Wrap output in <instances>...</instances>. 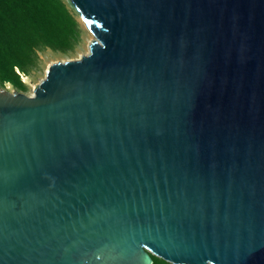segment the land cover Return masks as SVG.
Here are the masks:
<instances>
[{
	"label": "water",
	"instance_id": "water-1",
	"mask_svg": "<svg viewBox=\"0 0 264 264\" xmlns=\"http://www.w3.org/2000/svg\"><path fill=\"white\" fill-rule=\"evenodd\" d=\"M89 54L0 90V264H264V0H67Z\"/></svg>",
	"mask_w": 264,
	"mask_h": 264
},
{
	"label": "trees",
	"instance_id": "trees-1",
	"mask_svg": "<svg viewBox=\"0 0 264 264\" xmlns=\"http://www.w3.org/2000/svg\"><path fill=\"white\" fill-rule=\"evenodd\" d=\"M75 16L67 0H0V85L22 86L18 71L27 75L43 50H72L81 36Z\"/></svg>",
	"mask_w": 264,
	"mask_h": 264
},
{
	"label": "rangeland",
	"instance_id": "rangeland-1",
	"mask_svg": "<svg viewBox=\"0 0 264 264\" xmlns=\"http://www.w3.org/2000/svg\"><path fill=\"white\" fill-rule=\"evenodd\" d=\"M80 24L81 36L74 44L72 50L68 52H58L50 49L39 52V59L35 67H32L27 75H20V82L22 86H15L11 83L0 85V90H7L11 93L19 92L29 97L34 95V88L38 86L45 78L47 69L50 65L58 62H66L71 60H78L82 56L89 54V47L94 40L92 33L86 28L79 16H75ZM170 264V263H169Z\"/></svg>",
	"mask_w": 264,
	"mask_h": 264
},
{
	"label": "bare ground",
	"instance_id": "bare-ground-1",
	"mask_svg": "<svg viewBox=\"0 0 264 264\" xmlns=\"http://www.w3.org/2000/svg\"><path fill=\"white\" fill-rule=\"evenodd\" d=\"M84 23V22H83ZM87 28V27H86ZM88 55V54H87Z\"/></svg>",
	"mask_w": 264,
	"mask_h": 264
}]
</instances>
